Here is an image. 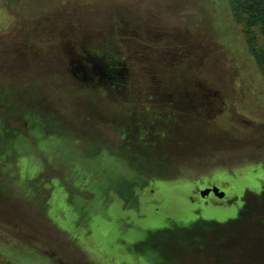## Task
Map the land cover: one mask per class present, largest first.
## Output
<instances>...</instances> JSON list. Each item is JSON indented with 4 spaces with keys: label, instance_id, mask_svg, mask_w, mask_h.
I'll list each match as a JSON object with an SVG mask.
<instances>
[{
    "label": "rangeland",
    "instance_id": "rangeland-1",
    "mask_svg": "<svg viewBox=\"0 0 264 264\" xmlns=\"http://www.w3.org/2000/svg\"><path fill=\"white\" fill-rule=\"evenodd\" d=\"M5 1L0 135L27 147L0 138V264H264L259 30L229 0ZM89 56L114 78H75ZM96 146L168 172L135 206L87 164ZM211 184L226 202L196 195Z\"/></svg>",
    "mask_w": 264,
    "mask_h": 264
},
{
    "label": "trees",
    "instance_id": "trees-1",
    "mask_svg": "<svg viewBox=\"0 0 264 264\" xmlns=\"http://www.w3.org/2000/svg\"><path fill=\"white\" fill-rule=\"evenodd\" d=\"M5 2L10 5L13 1L6 0ZM229 5L232 14L239 22L243 23L247 28L258 29L260 32L263 44L256 45L253 42L250 51L259 70L264 76V0H229ZM43 126L46 128L44 132L46 130L50 132L56 131L51 126ZM46 144L50 145L51 143L47 142ZM97 148V146L92 148L89 147L87 150L88 153H86L84 158L89 166L94 167V169L98 171L101 178L104 177L103 172L101 171V166L108 170L107 176L111 179L110 183L113 188L119 189L117 186L124 182V178L131 182L137 181V178L139 177L138 173L136 171L133 172L125 169L121 164V157L101 154ZM124 196L130 200V204L135 205L133 198H129L128 195Z\"/></svg>",
    "mask_w": 264,
    "mask_h": 264
},
{
    "label": "flooded vegetation",
    "instance_id": "flooded-vegetation-1",
    "mask_svg": "<svg viewBox=\"0 0 264 264\" xmlns=\"http://www.w3.org/2000/svg\"><path fill=\"white\" fill-rule=\"evenodd\" d=\"M89 57H90L89 60L88 59H84V60L87 62L93 63L94 67L91 69H93L94 72L92 74H89L88 71L86 70L85 66H83L82 64H78V66L72 67V69H71V72L75 78L80 79L85 83L91 82L97 77L100 80V82L103 79H113L114 78V76H109L106 72H104L101 68L102 66H99L98 63H100L101 60H99L95 57H91V56H89ZM44 125H46V124L44 123ZM0 138H2V140H6V142L8 141L9 146L12 150H17V148L27 147V141L23 138L17 137V135H15V134H9V133L3 132V133H1ZM129 151H130V153H129ZM131 151H132V149H128L126 147L121 149V153L119 155L121 157V164L123 165L125 161L130 160V164H132V165L135 164L137 166V168H136L137 170H135V171L138 173L139 177L137 178V181H133V182L124 178L123 179L124 182L121 185L117 186V188L119 187L118 190H120L121 195H123V196L128 195L129 198H133L134 199L133 202L135 203V206H136V205H139L143 202L141 193L136 192V190H137L136 188L138 187V184L141 183L142 181L145 180V182H146V179L144 178L145 175L148 173H167L168 170L166 168H162V167L156 168L152 165H150L151 166L150 167L149 162L146 160H143V157L145 154H144V150L140 146H138L136 150L134 149L132 152ZM105 171H108V170L105 169ZM214 186H217V185L211 184L205 188H210V187H214ZM263 188L264 187H262L260 189L259 193H254V194L259 195L262 192V190H264ZM201 190L202 189H199L198 192H196V195L200 196V198L204 202H208L209 200H216L217 202H221V203L226 202L227 194L225 195V197L223 199L217 198L216 196L213 195V193H210L206 198H202L201 197ZM239 217L237 219H239ZM199 223L214 224V225L220 224V223L216 224L214 221H211L210 223H207L204 221H199V222L191 224L189 227H192L194 224H199ZM189 227H187V228H189ZM160 233H162V232H160ZM155 236L154 235L149 236L148 240L143 243L142 248H141V250L143 252L152 251V249H153L152 247L159 249L153 243V238ZM158 251H160V249ZM159 264H164V262H160Z\"/></svg>",
    "mask_w": 264,
    "mask_h": 264
},
{
    "label": "water",
    "instance_id": "water-1",
    "mask_svg": "<svg viewBox=\"0 0 264 264\" xmlns=\"http://www.w3.org/2000/svg\"><path fill=\"white\" fill-rule=\"evenodd\" d=\"M210 193H213V195L219 199H223L226 195L225 191L221 190L217 186H214V187L202 189L201 190V197L206 198Z\"/></svg>",
    "mask_w": 264,
    "mask_h": 264
}]
</instances>
